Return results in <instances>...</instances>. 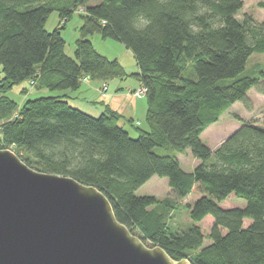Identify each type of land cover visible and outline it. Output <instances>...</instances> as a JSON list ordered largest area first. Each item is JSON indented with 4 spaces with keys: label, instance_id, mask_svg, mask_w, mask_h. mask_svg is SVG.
Listing matches in <instances>:
<instances>
[{
    "label": "trees",
    "instance_id": "1",
    "mask_svg": "<svg viewBox=\"0 0 264 264\" xmlns=\"http://www.w3.org/2000/svg\"><path fill=\"white\" fill-rule=\"evenodd\" d=\"M90 1L0 0V149L14 150L39 171L95 186L118 221L175 260L264 264V122L236 115L242 124L216 148L201 138L235 103L252 108L253 88L264 94V71L247 68L254 53H264V19L245 13L239 20L244 0ZM258 6L264 9V1ZM83 7L70 56L62 30ZM55 11L63 24L48 31ZM93 34L120 42L135 58L139 70L130 76L146 89L148 126L137 127L136 136L116 111L93 116L66 98L84 77L107 82L128 75L118 58L95 48ZM26 81L60 93L22 103L7 95ZM188 150L200 160L192 171L179 158ZM156 175L168 179L175 198L199 194L186 205L192 221L186 230L171 222V199L136 195ZM232 195L245 206L223 208ZM209 215L214 222L205 234L199 223Z\"/></svg>",
    "mask_w": 264,
    "mask_h": 264
},
{
    "label": "water",
    "instance_id": "2",
    "mask_svg": "<svg viewBox=\"0 0 264 264\" xmlns=\"http://www.w3.org/2000/svg\"><path fill=\"white\" fill-rule=\"evenodd\" d=\"M0 264H192L148 246L107 196L0 149Z\"/></svg>",
    "mask_w": 264,
    "mask_h": 264
},
{
    "label": "rangeland",
    "instance_id": "3",
    "mask_svg": "<svg viewBox=\"0 0 264 264\" xmlns=\"http://www.w3.org/2000/svg\"><path fill=\"white\" fill-rule=\"evenodd\" d=\"M101 1L102 0H91L87 5H96L99 4ZM260 1L264 0H244V7L237 13V18L242 21L244 19V14L250 13L255 17L256 20H263L264 9L258 6V2ZM84 13V7L81 8L80 11H76L73 17L66 23L65 29L62 30V36L66 41L65 50L66 53L70 56L74 55V51L76 48V40L79 38V28L82 25L81 15ZM62 24L63 22L60 21L59 13L55 11L51 14L46 24V28L48 31H53L56 27L61 26ZM90 40L93 42L95 48L101 54L106 55L109 58H120L121 62H123L127 66L126 68L128 72H133V63H135V58L134 56H129V54H126L127 52L125 51H129V53L132 52L126 49L123 44L110 38H103L100 34L91 35ZM247 68L249 70H254L255 75L260 74V71H264V53H254L248 61ZM130 74L128 75L130 76ZM128 75L123 78L128 77ZM263 86L264 83H262V87ZM141 87L142 86H140L138 89H140ZM35 89L36 88L34 85L26 81L22 85L14 86L7 92V95L12 99L16 100L18 103H22L26 98H36L39 96L60 93L59 91L50 92L47 90H45V92H41V90ZM138 89L133 91L135 95H137L136 91ZM249 98L252 102V108H247L242 102L235 103L227 112H225L221 116L220 120L217 123L211 125L208 129H206V131L201 136L203 142L210 146L212 149L216 148L218 144L222 141V139L227 138L232 132H234V130H236L242 124V122L237 119L236 115L241 116L245 120L253 119L263 123L264 94L259 92L257 88H253L249 92ZM1 126L2 122H0V128ZM131 134L133 136H136V133L134 131H131ZM179 158L183 169L186 171H192L200 163V160L193 156L191 150H188L184 154H179ZM214 159L215 157L213 155L211 161H214ZM136 195L155 196L160 200L171 199L169 204H173L174 206L173 217L171 218L173 226L177 227L179 230L182 231L186 230L188 227L191 226L192 221L188 215V209L186 205L188 203L192 204L199 197L198 193L192 192L184 199L175 198L169 186L168 179L166 177H160L156 175L153 176L148 182L143 184L139 189H137ZM245 204V200L238 198L235 195H232L227 198L224 202H222L221 206L223 208H234L244 207ZM248 221L250 222V220ZM213 222V216L209 215L202 222L199 223L205 234H208L210 232ZM205 243L209 244L210 240L206 239ZM152 246H154V244H152Z\"/></svg>",
    "mask_w": 264,
    "mask_h": 264
},
{
    "label": "crops",
    "instance_id": "4",
    "mask_svg": "<svg viewBox=\"0 0 264 264\" xmlns=\"http://www.w3.org/2000/svg\"><path fill=\"white\" fill-rule=\"evenodd\" d=\"M125 52H127L126 54H129V56H133L130 55L132 53H129V51ZM118 59L121 62L120 58ZM134 62L133 72H128L126 68L127 66L121 62L128 74L135 73L139 70L136 61ZM104 83H107L108 86L105 93L106 95L102 93V86ZM140 86L141 82L132 76L115 78L107 82H97L92 81L91 79L86 81L83 79L81 86L78 89L67 90L64 93L67 95L66 98L73 106L80 108L93 116H100L108 108L116 111L122 116L121 125L130 132H135L137 127H142L144 129L148 127L146 123V95L143 94L138 96L133 93V91ZM41 92H45V90L41 89ZM223 141L224 139H222L218 146Z\"/></svg>",
    "mask_w": 264,
    "mask_h": 264
},
{
    "label": "built area",
    "instance_id": "5",
    "mask_svg": "<svg viewBox=\"0 0 264 264\" xmlns=\"http://www.w3.org/2000/svg\"><path fill=\"white\" fill-rule=\"evenodd\" d=\"M84 80L86 81L89 80V77H84ZM30 84H33V81L30 82ZM107 89H108L107 83H104L102 86V93L104 95H106L105 92L107 91ZM145 92H146V89L144 87H141L140 89L136 91V94L140 96V95H143Z\"/></svg>",
    "mask_w": 264,
    "mask_h": 264
},
{
    "label": "clouds",
    "instance_id": "6",
    "mask_svg": "<svg viewBox=\"0 0 264 264\" xmlns=\"http://www.w3.org/2000/svg\"><path fill=\"white\" fill-rule=\"evenodd\" d=\"M203 11V10H202ZM213 27H215V25H213ZM199 28H197V27H193V29H192V31H193V33L195 34V33H197V32H199Z\"/></svg>",
    "mask_w": 264,
    "mask_h": 264
}]
</instances>
